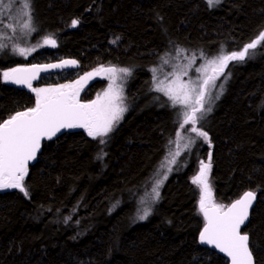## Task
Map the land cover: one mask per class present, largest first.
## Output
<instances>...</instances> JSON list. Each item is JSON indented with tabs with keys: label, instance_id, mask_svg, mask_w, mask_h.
Here are the masks:
<instances>
[{
	"label": "trees",
	"instance_id": "trees-1",
	"mask_svg": "<svg viewBox=\"0 0 264 264\" xmlns=\"http://www.w3.org/2000/svg\"><path fill=\"white\" fill-rule=\"evenodd\" d=\"M31 58L0 59V121L36 106L33 92L3 82V72L58 61L80 75L128 68L126 111L106 137L87 131L44 141L19 189H0V264H229L199 240L205 221L191 179L209 163L216 200L225 209L246 191L257 201L241 229L254 264H264V50L229 62L233 78L195 143L192 162L162 185L144 223L141 196L152 184L179 123L177 109L156 91L153 69L181 49L215 57L240 50L264 30V0H31ZM79 21L76 27L71 21ZM51 36L57 46L44 44ZM5 58V59H4ZM34 60L35 62H33ZM95 83L91 100L101 89ZM45 86L53 83H44ZM40 86V81L35 87ZM100 139L106 141L99 143Z\"/></svg>",
	"mask_w": 264,
	"mask_h": 264
},
{
	"label": "snow or ice",
	"instance_id": "snow-or-ice-1",
	"mask_svg": "<svg viewBox=\"0 0 264 264\" xmlns=\"http://www.w3.org/2000/svg\"><path fill=\"white\" fill-rule=\"evenodd\" d=\"M219 2L220 0H208L209 6ZM12 3L19 4L20 0H10L8 5H5V0H0V7L11 10ZM23 7L28 10L27 22L23 24V28L34 31L31 0H23ZM78 23L77 19H73L71 26L76 27ZM44 44L51 47L57 46L56 40L51 36L44 38ZM258 46L264 50V30L259 31L257 36L243 45L240 50H233L208 60L207 66L211 67L212 74H205L199 83L190 82L186 84L177 76L174 81L175 86L164 90V94L169 97L173 106L179 104L184 109L177 114L178 117L182 116V120L178 123L180 129H184L186 125L190 124L192 125L191 132L196 133L205 141L209 140L207 132L198 129L196 125L207 112L211 111V107L205 108V105H210L213 99L211 88L216 87L215 80L225 74L229 62L244 61L246 58L256 55L255 51L250 53V50H256ZM2 47L4 45L0 44V48ZM14 50L24 56L35 49L18 48ZM76 63L75 60H65L61 65H33L31 68H12L3 72V78L5 81L24 84L32 88L31 80L36 78L39 71L49 67H62ZM95 71L96 73L101 71L115 73L116 69L100 68ZM119 71L125 75L131 74L128 68H121ZM152 71L155 72L156 70L153 69ZM197 71H203V69H197ZM93 74L87 73V76ZM32 90L37 97L35 107L17 111L8 119L0 121V189H19L25 196L29 195L23 183L28 172L27 165L30 160L36 158L42 139L51 140L63 128H83L93 139L106 137L122 118L123 112L126 111V108L118 102L121 99L119 93H113L111 86L102 100L98 97L97 101L90 104H81L77 99L79 90H73L71 85H61L56 89L33 88ZM156 90L161 91L159 87ZM218 98L217 95L215 99ZM198 113L200 115H197ZM175 136L176 141L170 140L169 144L177 143V148H179V141L183 139V135L177 131ZM99 143L103 145L106 141L100 139ZM179 154V150L172 153V159L167 160V163L169 165L175 164V157ZM210 160L211 154H209V163L200 162L199 174L192 181L200 188L199 208L205 221L203 230L199 235L200 243L211 245L225 253L231 258V264H254V257L249 246V235L247 232H241V226L249 218V209L256 199V193L246 191L227 210H224L223 205L213 204L212 192L208 183ZM167 171L171 172L172 168L168 167ZM165 179H167V174L163 176V179L155 180L152 187L153 203L159 200V188ZM141 203L143 204L145 201L141 200ZM151 212L152 205L149 204L142 209L143 214L139 215L138 219H147Z\"/></svg>",
	"mask_w": 264,
	"mask_h": 264
},
{
	"label": "rangeland",
	"instance_id": "rangeland-1",
	"mask_svg": "<svg viewBox=\"0 0 264 264\" xmlns=\"http://www.w3.org/2000/svg\"><path fill=\"white\" fill-rule=\"evenodd\" d=\"M206 1L208 2V0ZM221 1L222 0H220V2ZM9 3H10V0H5V5H8ZM216 5L217 4H214L212 7ZM27 12L28 10L23 7V0H20L19 4L12 3L11 10H8L5 7H0V44L4 45V47L0 48V59H2L3 57H6L7 52L20 55L19 52L15 51L14 49H18V48H25V49L34 48L35 49V47H31V45L27 44L28 35L30 34L29 29L23 28V24L27 22V15H26ZM35 51L36 49L34 51H29L23 57H25L26 59L31 58ZM218 55H221V54L219 53ZM55 56L57 57L58 60L63 59L60 55H55ZM215 57L204 56L201 54L200 55H195V54L190 55L186 51L178 49L177 54L175 56L166 57V59H164L163 62L157 68H155L156 70L154 72L155 87H156L155 89L159 87L161 91H158V92L161 93L163 96H165L170 101L171 105L173 106L172 101L169 99L167 95L164 94V90L175 86L174 81L176 80L177 76H179L180 79L186 84L190 82L199 83L200 81H202L205 74L207 75L212 74V69L210 66H207V61ZM32 61L35 62L34 60ZM100 68L108 69V68H114V67L100 66L96 69H100ZM96 69L89 72V73H94L92 76H87V74L81 76L80 72L77 69H75L72 72H63V73L56 74L53 76H47V77H44L42 80H40V86L35 87L34 85L33 88L56 89V88H59L61 85H71L73 87V90L75 89L79 90L78 92V95L80 94L79 102L82 104H90L93 101H97L98 97L101 98L102 100L104 98V94L106 92H109V89L111 86L112 92L113 93L118 92L121 97V99L118 102L123 107L126 108L127 106H126V97L124 94V88L129 81L128 79L129 75H125L124 73L120 72L119 71L120 69L118 68H114L116 69L115 73H110L108 71H101L99 73H96L95 71ZM197 69H203V71H197ZM185 72L186 74H184ZM232 78H233V74L231 73V71L228 72L225 70V74L219 76V78L215 80L216 87L211 88V95L213 99L210 105L209 104L205 105V108H208L210 106L211 111L207 112L204 115V118L198 121L197 124H199V126L206 125L210 116L213 114L217 103L221 101V99L223 98ZM2 79L4 83L10 85V81H5L3 76H2ZM77 81H79V83H77ZM98 82L102 83L101 89L97 91V93L94 95V97L91 98V100L84 101V97H88V96L90 97V91H91L90 89L92 88V85ZM44 83H53V85L45 86ZM32 92L35 96V102H36V99H37L36 93L34 91ZM217 95L219 96V98L215 99ZM173 107L177 109V113H180L184 110L183 107L179 104ZM124 113L125 111L123 112V115ZM197 115H200V114L198 113ZM121 120L122 118L114 125V127L118 125ZM180 120H182V116L179 117L178 121ZM191 127L192 125L190 124L186 125L184 129H180L178 126L177 131H180L182 133L183 139L179 141V148H177V143L169 144L166 156L164 160L162 161V163L160 164L157 172L154 174L152 184L150 185L149 190L145 192L143 196H141L139 208H138L137 215H136V221L138 223H144L148 219V217L151 215L150 214L145 220L138 219V216L143 214L142 209L148 206L149 204H151L152 210H153V207L157 203V201L153 203V199H152L154 195L152 193V187L154 186L155 180L163 179V176L165 174H167V178H168L169 175H171L175 171H185L187 167L189 166V164L192 162V155L191 153L189 154L188 152L194 149L195 143L199 141L201 137L197 136L196 133L191 132L190 130ZM171 141H176L175 135L171 139ZM177 150H179L180 154L175 157L176 163L169 165L167 163V160H171L172 153H175ZM200 162H199V169L195 176L199 174ZM168 167L172 168L171 172L167 171ZM194 177L191 179V182L193 181ZM165 180H163V183L165 182ZM208 183H209V186L212 192V203L216 205H222L216 200L215 190L211 183L210 170L208 173ZM162 185L159 188V193L161 192ZM194 185L197 186L198 188L199 198H200V188L198 185L196 184ZM141 200L145 201V203L142 204ZM198 207H199V202H198ZM224 210H225V207H224ZM199 211H200V208H199Z\"/></svg>",
	"mask_w": 264,
	"mask_h": 264
},
{
	"label": "water",
	"instance_id": "water-1",
	"mask_svg": "<svg viewBox=\"0 0 264 264\" xmlns=\"http://www.w3.org/2000/svg\"><path fill=\"white\" fill-rule=\"evenodd\" d=\"M65 60H73V59H62V60H58V61H55V62L44 63V64H34V65H61L62 62L65 61ZM32 66H33V65H31V66H27V67H18V68H31ZM76 66H77V63H76L75 65H68V66H62V67H49V68H47L46 70L39 71V72L36 74V78L33 79V80H31L32 88H29V87H27V86L24 85V84H16V83H12L11 81H10V84H11L12 86L17 87V88L26 89V90H28L29 92H32L33 85L36 84L38 81H40L42 78L47 77V76H53V75L60 74V73H63V72H72V71H74V70L76 69ZM77 99H78V101H79V99H80V94L77 96ZM81 104H82V103H81ZM77 130L86 131V130L83 129V128H72V129H66V128H63V129H61L59 132H57L56 135L53 136L51 140L56 139V138L58 137V135H60V134H65V133H69V132H73V131H77ZM51 140H49V139H47V138L42 139V141H41V145H42V143H43L44 141H51ZM40 152H41V147H40V150L36 153V158H35L34 160H30V161L28 162V165H27L28 169H29L30 166L36 164ZM256 201H257V197H256V199L252 202V206H251V208L249 209V217H250V214H251V211H252L253 207H254L255 204H256ZM234 202H235V201H234ZM234 202H233V203H234ZM230 205H231V204H230ZM230 205H229V206H230ZM229 206H228V207H229ZM228 207H227V208H228ZM227 208H226L225 210H227ZM202 216H203V213H202ZM203 218H204V217H203ZM248 220H249V218H248ZM248 220L245 222L244 225L241 226V229L246 225V223L248 222ZM202 230H203V229H202ZM201 245H203V246H205V247H208V248H210L211 250H214V251L217 252L219 255L223 256V257L228 261L229 264H231V258L228 257L225 253L220 252L219 249H216V248H214V247L211 246V245H206V244H201Z\"/></svg>",
	"mask_w": 264,
	"mask_h": 264
},
{
	"label": "flooded vegetation",
	"instance_id": "flooded-vegetation-1",
	"mask_svg": "<svg viewBox=\"0 0 264 264\" xmlns=\"http://www.w3.org/2000/svg\"><path fill=\"white\" fill-rule=\"evenodd\" d=\"M87 103H89V102H87Z\"/></svg>",
	"mask_w": 264,
	"mask_h": 264
}]
</instances>
